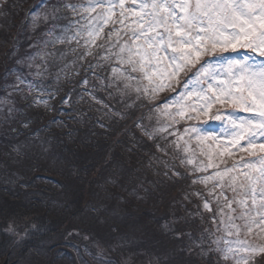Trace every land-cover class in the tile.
Masks as SVG:
<instances>
[{
  "label": "snow or ice",
  "instance_id": "1",
  "mask_svg": "<svg viewBox=\"0 0 264 264\" xmlns=\"http://www.w3.org/2000/svg\"><path fill=\"white\" fill-rule=\"evenodd\" d=\"M7 7V0H0V16L8 15ZM11 7L20 9L22 4L19 0H13ZM62 20H67V23L62 24ZM29 24L34 31L41 24L46 25L45 35L49 37L59 30L61 35L55 36L54 40H45V47L49 43L67 44L74 58L71 64H64L55 73L52 84L43 83L42 78L49 74L47 61H44L42 70L37 65L36 72L31 73L34 77L41 78L39 81L17 75L15 82L7 85L12 91L7 97L0 98V105H7L4 124L7 125L14 114L20 111L15 106L16 94L27 108L42 107L47 112H56L49 125L54 124L60 129L53 132L46 125L50 135L38 144L35 140L18 141L12 148L17 159L27 158L29 149H38L41 156L51 154L57 141L64 136L72 137L78 131L72 127L73 122L81 124L92 119L89 113L94 110L95 105L103 106L104 116L117 120H126L135 115V112L120 111L105 103L97 95L98 91L106 92L109 99H116L125 109H147V116L142 113L134 121V126L140 129L142 136L155 141L150 147L165 156L169 155L171 149V160L179 158L177 165L154 155V159L164 166L163 174H171L169 178L187 176L188 173L179 171V166L193 164L191 158L178 156L181 152H188L187 141L181 147L183 136L191 132L194 136H189V139L200 140L213 132L207 126H185L183 133L178 136L172 124L161 125L158 121L156 126L148 127L143 123L145 118L150 119L155 112L158 117L165 115L197 119L201 113H207L217 105L250 113H224L227 119L221 126V134L230 140V145L251 157L245 159L241 156L238 167L233 165L224 172L217 171L214 174L223 178L227 173H235L228 183V190L232 195H225V187L221 183H215L208 189L207 183L212 176L192 177L193 184L201 183L206 186V195L193 191L186 193L184 200L192 203L191 197H198L202 201L203 210L212 213L208 217L211 223L200 228L199 236L171 229L165 224V231H170L173 239L180 242L182 247L173 252L162 253L154 264H228L237 256L239 259H236V264H248L253 256L264 252V246L251 245L247 240L239 238L241 230L252 233L254 229H259L264 232V0H131L130 3L129 0H38L25 10L18 32ZM109 25L112 26L108 27ZM238 46L251 49V52L236 53L229 57L216 55L227 52L229 48L235 52ZM44 55L53 57L52 62L56 63L55 51ZM66 55L67 52L61 51L60 60ZM89 57L93 59L89 60ZM203 57L208 59L200 63L196 71L184 80L179 92L168 97L163 105L153 104L147 107L155 98L156 92L171 87L174 80L178 82L180 75L195 67ZM28 59L32 61L35 57L30 56ZM17 63L23 61L17 60ZM31 67L32 64L29 63V68ZM68 69H72L71 74ZM81 72V79L73 81L71 77L80 76ZM134 73L141 75L134 76ZM154 78H158L159 82ZM62 79L67 80L70 87L59 100L62 107L58 108L54 101L62 91L59 86ZM143 80L155 86L149 90L148 87L141 88L139 83H133ZM90 83V88L85 87ZM77 85L83 91L74 103L72 94ZM32 93L36 95H31ZM85 96L89 99L85 100ZM140 100L147 101V104L138 105L136 102ZM79 101H84L87 107H77L76 103ZM172 105L178 106L175 113L162 111ZM65 108L69 110H64ZM186 113L194 115L186 116ZM220 115L217 111L215 119L219 120ZM32 122V118L28 117L22 122V126L27 129ZM95 123L100 128H110V125L103 122V118L96 119ZM170 128L172 131H168ZM12 131L17 130L13 128ZM39 134V130L34 133L37 138ZM168 136L173 139L168 140ZM133 139L135 140V136ZM105 159V167L113 163L111 153ZM206 167L203 164L197 165L192 171L204 172ZM112 177L106 179L105 184L115 185L118 173L114 171ZM216 188H220L218 193ZM132 194L138 196L135 190ZM213 200L216 203L215 210L212 208ZM196 207L195 215H199L203 222L200 205L197 204ZM93 210L99 211L95 206ZM31 227L35 229L36 225L32 224ZM6 231L19 237L17 245L28 235L27 231L21 235L11 226ZM233 236L237 238L229 239ZM240 253L247 255H239ZM94 258L99 264H113L104 250H100Z\"/></svg>",
  "mask_w": 264,
  "mask_h": 264
},
{
  "label": "trees",
  "instance_id": "2",
  "mask_svg": "<svg viewBox=\"0 0 264 264\" xmlns=\"http://www.w3.org/2000/svg\"><path fill=\"white\" fill-rule=\"evenodd\" d=\"M19 2L22 8L15 9L11 7L13 0H7L8 15L0 16V98L7 97L12 91L7 85L13 84L17 75L39 81L41 78L34 77L31 73L36 72L37 65L42 70L44 61H47L49 74L42 78L43 83L52 84L55 73L64 64H71L74 58L67 44L49 43L45 47L44 41L54 40L55 36H59V30L49 37L45 35L46 25L41 24L34 31L29 24L18 32L25 10L33 0ZM61 23L63 24V20ZM74 46L75 44L72 45ZM53 51L57 54L55 64L52 62L53 57L44 55ZM61 51L67 52L63 60L59 58ZM30 56L35 59L29 61ZM91 59L93 58L89 57ZM17 60L23 63H17ZM29 63L32 64L31 68ZM67 71L71 74L72 69ZM82 76L83 72L80 76L71 78L79 81ZM133 83H139L141 88L146 86L144 81ZM59 86L62 91L54 101L58 108L62 107L59 100L70 85L67 80L62 79ZM85 87L90 88L91 83ZM82 91L83 88L77 85L72 94L74 103L78 101ZM132 94L135 95L134 92ZM97 95L113 108L135 112V115L126 120H117L104 116L103 106L95 105L94 110L89 113L92 119L81 124L73 122L72 127L78 131L72 137L64 136L57 141L51 154L41 156L38 149H29L28 157L22 159L16 158V154L12 152L13 146L18 141L35 140L38 144L50 135L46 125L53 132L60 131L56 125H49L56 112H47L42 107L27 108L20 96L14 94L17 101L15 106L20 111L6 125L3 120L7 114V105H0V264H99L94 257L100 250H104L113 264H154L162 253L173 252L182 247L180 242L173 239L170 231H165V224L171 229L199 236L200 228L211 223L207 224V219L212 213L203 210L202 201L198 197H191L192 203L184 200L185 194L193 191L206 195V189L200 183H192V177L200 174L190 173L191 164L179 166L180 172L188 173L185 177L169 178L171 174L165 176L164 166L154 159V155L177 165L179 158L171 160V149L169 155L165 156L150 147L155 141L142 136L140 129L134 126V121L142 113L147 116V109H125L116 99H109L106 92L98 91ZM88 99L85 96V100ZM161 101L154 98L151 104L144 100L136 103L151 107L153 104L163 105ZM76 106L86 108L87 104L79 101ZM28 117L33 122L25 129L22 122ZM98 118H103V122L110 125V128H100L95 123ZM158 121L161 125L172 124L178 136L183 133L184 126L181 123L169 122V118L164 115L158 117L155 112L150 119L145 118L143 123L152 127ZM13 128L17 131L13 132ZM37 130L39 138L34 135ZM168 131H172V128ZM172 139V136H168V140ZM109 153L112 154L113 163L105 167V157ZM179 155L190 158L188 152H181ZM114 171L118 173L117 183L105 184L106 179L113 178ZM214 183L223 184L219 179ZM214 183H207V188L211 189ZM133 190L142 198L133 195ZM215 191L218 193L220 189L216 188ZM225 195L230 197L226 190ZM197 204L200 205L203 222L199 215H195ZM93 206L99 211H94ZM233 207L236 205L233 204ZM212 208H216L214 200ZM32 224L36 225L35 229L31 227ZM9 226L16 228L21 235L27 231L28 235L17 245L19 237L6 231ZM244 233L240 232V239L247 240L251 245H258L256 239L245 236ZM179 254L183 256L182 252ZM260 256V253L253 256L248 264H258L257 257ZM236 259L230 260L228 264H236Z\"/></svg>",
  "mask_w": 264,
  "mask_h": 264
},
{
  "label": "rangeland",
  "instance_id": "3",
  "mask_svg": "<svg viewBox=\"0 0 264 264\" xmlns=\"http://www.w3.org/2000/svg\"><path fill=\"white\" fill-rule=\"evenodd\" d=\"M34 2H38V0H33ZM131 0H129V3ZM31 3V5L33 4ZM63 23H67V20H63ZM112 25H109L108 27H111ZM105 32H107V28L105 29ZM61 35V33L59 34ZM99 42V41H98ZM246 50V51H244ZM244 52H251V49H243L240 48L239 46L236 48L235 52L231 48L228 49L227 52L224 53H216V55H222L224 57H229L232 55H235L236 53H244ZM258 55V54H257ZM208 59L207 58H202L199 63L195 65L194 71L199 67L200 63H203L204 60ZM139 74V73H138ZM141 75V74H139ZM186 78V75H183V73L180 75L178 78V82H176V87H172L171 89L165 88L161 91H158L155 93V99L156 100H162L161 102L164 104L166 99L170 96H174L177 92L180 90V86L183 84V78ZM191 76V75H190ZM156 82H159L158 78H154ZM146 83L145 87H148L149 90H151L155 85L154 84H149L147 80H143ZM173 93V94H172ZM151 94V92H150ZM178 106L177 105H172L168 109L162 111H167L170 113H175L177 110ZM217 111L221 113L220 119L217 120L215 119V116L217 114ZM227 112H237L240 115H250V113H244L241 112L239 109H234L232 107H220L219 105L214 106L210 111L207 113H201L200 116L197 119H187L181 118L179 116H175L174 118H170L169 116H166L167 118L170 119L169 122L176 123L178 121L181 123L184 128L185 126H207L210 128L213 132L212 135L208 137H202L200 140H197L195 138L189 139V136H194L193 133L189 132L188 134L183 136V139L181 140V143L184 145V142L187 141L189 148H188V153L190 155V158L193 160V164L189 166L191 170L196 167L197 165H207L206 170L204 172H193L189 169L190 173L193 174H200V176L203 175H208L210 171H220L224 172L225 169L231 168L233 165H236L237 167L239 166L240 163V157L244 156L245 159H250L251 157L247 156L246 153H242L238 151L236 147H233L230 145V140L225 136L222 135V128L221 126L224 124L226 121L227 117L224 115V113ZM187 115H194L193 113H186ZM165 116V115H164ZM157 118V117H155ZM243 143V141H242ZM183 147V146H182ZM228 149V151H225V149ZM215 172V171H214ZM213 172V173H214ZM235 175V173H227L223 176L221 179H225L223 182V185L225 187V190L228 191L230 196L232 195L231 191L228 190V183L230 180V177ZM201 184V183H200ZM201 186L206 189V186L204 184H201ZM227 212L228 210L225 209ZM210 223V221L207 219V224ZM242 231V230H241ZM245 236H250L253 237L254 239L257 240L258 245L257 246H264V232H260L259 229L253 230L252 233H244ZM220 235H224V233H220ZM235 237V236H233ZM229 239H232V237H229ZM255 240V241H256ZM260 257H257L259 259L258 264H264V252H260Z\"/></svg>",
  "mask_w": 264,
  "mask_h": 264
}]
</instances>
